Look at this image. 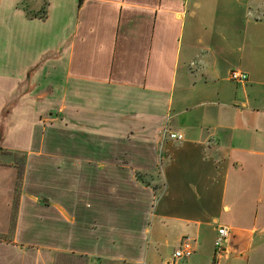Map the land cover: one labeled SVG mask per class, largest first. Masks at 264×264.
Instances as JSON below:
<instances>
[{
	"label": "crops",
	"instance_id": "0c3cea01",
	"mask_svg": "<svg viewBox=\"0 0 264 264\" xmlns=\"http://www.w3.org/2000/svg\"><path fill=\"white\" fill-rule=\"evenodd\" d=\"M0 264H264V0H0Z\"/></svg>",
	"mask_w": 264,
	"mask_h": 264
},
{
	"label": "built area",
	"instance_id": "2783aa9c",
	"mask_svg": "<svg viewBox=\"0 0 264 264\" xmlns=\"http://www.w3.org/2000/svg\"><path fill=\"white\" fill-rule=\"evenodd\" d=\"M229 79L236 82H243L247 80V74L238 69H231L228 73ZM161 135L163 138L173 140H181L183 138L181 133L173 132L167 128H163ZM230 231L225 225H219L216 228L213 245L215 249L221 248L229 241ZM192 253V240L188 237L181 239L179 246L174 250L173 256L175 258L188 257Z\"/></svg>",
	"mask_w": 264,
	"mask_h": 264
},
{
	"label": "rangeland",
	"instance_id": "374dc122",
	"mask_svg": "<svg viewBox=\"0 0 264 264\" xmlns=\"http://www.w3.org/2000/svg\"><path fill=\"white\" fill-rule=\"evenodd\" d=\"M51 116H52V115H51ZM59 118H63V117L60 116ZM62 120H63L64 123L71 122V121H67V120H64V119H62ZM62 120H61V121H62ZM57 121H60V120L58 119ZM50 122H54V121H50ZM50 122H47V123H50ZM55 122H56V120H55ZM70 124H71V123H70ZM157 174H158V173L156 172L155 175H157ZM155 175H154V178H155ZM139 176H140V178H141L143 181H145V180H144V177H142L141 174H140ZM151 179H153V177H152ZM146 181H147V179H146Z\"/></svg>",
	"mask_w": 264,
	"mask_h": 264
},
{
	"label": "trees",
	"instance_id": "16d2710c",
	"mask_svg": "<svg viewBox=\"0 0 264 264\" xmlns=\"http://www.w3.org/2000/svg\"><path fill=\"white\" fill-rule=\"evenodd\" d=\"M19 176H20V171H19Z\"/></svg>",
	"mask_w": 264,
	"mask_h": 264
}]
</instances>
